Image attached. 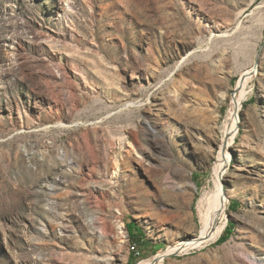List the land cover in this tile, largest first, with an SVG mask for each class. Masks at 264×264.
<instances>
[{"label":"rangeland","instance_id":"rangeland-1","mask_svg":"<svg viewBox=\"0 0 264 264\" xmlns=\"http://www.w3.org/2000/svg\"><path fill=\"white\" fill-rule=\"evenodd\" d=\"M250 3L0 0V264H140L199 237L231 129L230 239L160 258L264 264V0Z\"/></svg>","mask_w":264,"mask_h":264},{"label":"bare ground","instance_id":"bare-ground-1","mask_svg":"<svg viewBox=\"0 0 264 264\" xmlns=\"http://www.w3.org/2000/svg\"><path fill=\"white\" fill-rule=\"evenodd\" d=\"M254 1L255 0H251L250 6H252V3ZM254 70L244 77V80H243L244 85L245 83H247V79L250 78L251 75H253ZM240 104L241 102L238 101L237 108L235 109L232 115L233 119L237 116L239 112V109L241 107ZM231 125H234V124H231ZM232 130L233 129H231V132H229L226 135L224 145L221 148L220 159L221 161L224 160L223 164L221 166L216 167V169L214 170V177H213L214 190L211 194H207V196L204 197L202 201L203 211L200 215L201 216V228H200L201 230L199 233L200 239L198 240L193 239V240L184 241L182 243H179L176 246V248H173L171 251H168L167 253L162 254L159 257H156L152 260H146L144 262H141L140 264H162V258H160L161 256L168 255L172 251H176V250L180 251L184 248L187 250L189 249L191 250L192 248H197L205 243L209 244V242L218 241V239L224 233L228 225L227 212L231 204L230 193L229 191H226L225 193V190H224L225 188L224 178H225V175H227V170H228L227 169V158H228L227 155H228L229 147L233 145V141L235 139L236 132ZM118 230H119V233L123 235V238H125L124 227L121 226ZM242 251H244V249ZM257 259L253 258L251 260L259 263Z\"/></svg>","mask_w":264,"mask_h":264},{"label":"trees","instance_id":"trees-1","mask_svg":"<svg viewBox=\"0 0 264 264\" xmlns=\"http://www.w3.org/2000/svg\"><path fill=\"white\" fill-rule=\"evenodd\" d=\"M234 205L236 206L237 204H234ZM229 226L233 227V224L230 223ZM127 227H128V231H129V234H130L131 238H135L136 237V234H135L136 232L139 233V234H142V230L140 228H138L135 223L129 224ZM228 232H230L229 228L226 229V233L224 232L225 234L223 233L224 235L220 238L218 243L219 242L225 243V242H227L230 239L229 236L227 235ZM140 257H142V255ZM137 259H139V258H137ZM131 260L135 261L136 260V256L133 255ZM140 260L142 261V260H144V258L142 257L141 259L137 260V263H139Z\"/></svg>","mask_w":264,"mask_h":264},{"label":"water","instance_id":"water-1","mask_svg":"<svg viewBox=\"0 0 264 264\" xmlns=\"http://www.w3.org/2000/svg\"><path fill=\"white\" fill-rule=\"evenodd\" d=\"M238 90H239V88H238ZM224 185H225V184H224ZM224 190H225V193H226V186H225ZM198 239H200V237L195 238V240H198ZM181 253H182V251H177V252H175V253H173V254H170V255H168V256H164V261H165L167 258L173 257V256H175V255H179V254H181ZM156 257H157V256H156Z\"/></svg>","mask_w":264,"mask_h":264},{"label":"built area","instance_id":"built-area-1","mask_svg":"<svg viewBox=\"0 0 264 264\" xmlns=\"http://www.w3.org/2000/svg\"><path fill=\"white\" fill-rule=\"evenodd\" d=\"M136 256H141V253L137 252V249H136Z\"/></svg>","mask_w":264,"mask_h":264}]
</instances>
